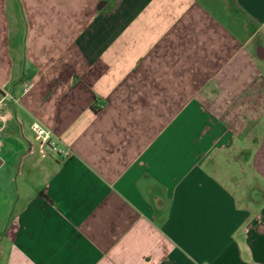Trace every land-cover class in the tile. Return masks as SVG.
I'll return each instance as SVG.
<instances>
[{"label":"crops","instance_id":"1","mask_svg":"<svg viewBox=\"0 0 264 264\" xmlns=\"http://www.w3.org/2000/svg\"><path fill=\"white\" fill-rule=\"evenodd\" d=\"M0 264H264V0H0Z\"/></svg>","mask_w":264,"mask_h":264},{"label":"built area","instance_id":"2","mask_svg":"<svg viewBox=\"0 0 264 264\" xmlns=\"http://www.w3.org/2000/svg\"><path fill=\"white\" fill-rule=\"evenodd\" d=\"M31 130L39 139V148L44 151L48 150L53 155L64 160L71 156V151L68 147L60 144V141L45 127L34 122L31 125Z\"/></svg>","mask_w":264,"mask_h":264}]
</instances>
